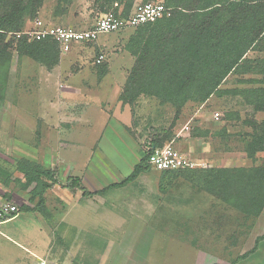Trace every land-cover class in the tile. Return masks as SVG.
<instances>
[{"label": "rangeland", "instance_id": "obj_1", "mask_svg": "<svg viewBox=\"0 0 264 264\" xmlns=\"http://www.w3.org/2000/svg\"><path fill=\"white\" fill-rule=\"evenodd\" d=\"M148 1L166 6L165 0H42L27 15L22 29L38 17L52 25L87 27L108 12L127 17ZM136 30L102 33L95 41L71 44L67 52L58 48L55 63L29 57L15 46L7 48L8 60L0 58V206L18 207L16 218L0 222V264H18L26 251L64 264H109L111 259L114 264H193V243L200 245L208 238L235 241L256 218V203L261 201L258 176L253 173L248 181L236 169L264 162L263 151L252 159L245 151L247 134L253 132L255 122L264 120V111H255L237 92L264 84L231 74L219 85L223 93L187 101L179 111L172 103L145 93L125 95L135 60L130 38ZM100 54L104 58L97 64ZM258 55L247 53L249 58ZM75 118L82 128L70 126ZM42 122L48 124V131L38 130ZM65 125L69 130L63 131ZM77 130H87L89 136L82 135L72 150L78 151L82 162L87 159L88 169L97 167L105 181L126 177L152 142L171 145L193 160L194 167L141 172L133 183L105 195L104 214L96 225L92 223L97 218L88 210L99 208L95 200L86 199V206L77 204L70 216L83 226L78 232L82 242H74L76 232L51 223L64 212L65 169L57 171L53 165L64 153L61 135L73 132L76 136ZM101 130V141L93 147ZM25 157L56 171L61 183L59 193L45 196L44 209L34 213L19 211L21 204L36 202H29L24 179L16 169V162ZM212 167L226 172L214 181L204 171ZM97 202L100 205L101 199ZM108 210L119 217L108 219Z\"/></svg>", "mask_w": 264, "mask_h": 264}, {"label": "trees", "instance_id": "obj_2", "mask_svg": "<svg viewBox=\"0 0 264 264\" xmlns=\"http://www.w3.org/2000/svg\"><path fill=\"white\" fill-rule=\"evenodd\" d=\"M165 1L170 15L136 27L130 38L135 60L123 94L155 96L172 103L179 111L187 101H203L212 94L223 93L219 85L231 74L248 76L245 82L264 84V0ZM41 3L42 0H0V58L3 61L9 57L7 48L13 46L9 37L5 40L6 33L21 30L27 15L35 12ZM14 46L20 53L40 61H57L58 45L50 39L28 42L20 38ZM249 51L259 55L249 58ZM237 93H241L255 111H264L263 86ZM247 136L245 151L252 159L256 152H264V120L255 122L253 132ZM149 144L162 146L155 142ZM146 160L145 150L124 179L95 192L86 190L77 177L71 178L66 187L79 188L84 196L104 194L111 188L128 184L141 172H147L150 167ZM16 169L24 179L23 188L28 190L29 202L36 201L32 206L21 204L19 211L44 209L46 190L58 184L54 171L26 157L16 162ZM236 170L248 181L253 173L258 176L257 197L261 199L256 203L258 214L264 206V162L260 166ZM236 170H231L235 177L239 176ZM204 171L213 176L214 181L226 172L213 167ZM5 182L7 184L8 180Z\"/></svg>", "mask_w": 264, "mask_h": 264}, {"label": "crops", "instance_id": "obj_3", "mask_svg": "<svg viewBox=\"0 0 264 264\" xmlns=\"http://www.w3.org/2000/svg\"><path fill=\"white\" fill-rule=\"evenodd\" d=\"M72 26L77 27V28L89 27V26L81 27V26H75V25H72ZM57 115L58 117L63 118L62 117L63 114L57 113ZM77 121L79 120L75 118V121H73V123H70V126L71 127L78 126V128L79 127L82 128V124H78ZM66 127L68 126L65 125L64 128L62 127L61 128L63 129V131L69 130ZM48 128H49L48 124L45 122H42L39 125L38 130L48 131L46 130ZM85 131L82 133L80 130H77L79 134H77L76 136H74V134L72 135L73 132L70 135H68L67 133L66 135L65 134L61 135V138H63V141H64V146H63L64 153L62 155H58L57 163L53 164L55 165L56 167L55 170L57 171L61 167L65 169L63 171L65 179L62 184H64L63 189L66 191V193L63 194L64 200L62 203L64 207L63 209L64 212L62 215L58 216L57 219L53 218V221L55 222V224L51 223V225L60 226V227L63 226L65 229L69 230L70 233L76 232V238L74 242H82V241H79L78 232L81 230V228H83V226L81 223H77L76 220H73L72 216H70L72 209H74L77 206V204L79 205L80 203H82L84 205L83 202L86 201V199H90V200L94 199L96 203L95 205L99 206V208L97 207L93 209L94 211L89 208L88 210L92 212L95 218H97L96 220H94L93 222L94 224L92 223V225H96L95 222L100 217H102V215L104 214L103 198L105 197V195L108 197L110 196V194L113 193V191L121 187L123 188L133 183L136 180L135 178L133 181L129 182L128 184L124 186L111 188L108 191H106L104 194L96 193V194H92L88 196H84L82 194V190H80L79 188L66 187V183L69 182L71 178L77 177L79 178L80 184L86 190H88L89 192H95L97 190L104 188L105 186L111 183L119 182L125 178V177H119V178L113 177V181H110V182L105 181L104 174L98 171L97 167L92 166L93 168L88 169L89 165H88L87 159L84 160V162H82L83 158L76 156V153L78 151L76 150L74 151L72 149H75L76 147L74 146H78L79 144L78 142H81L82 135L88 138L89 133ZM102 136H103V130H101L99 132V135L95 136V139H93L94 140L92 144L93 147L98 146V143L101 141ZM65 150L67 151L65 152ZM78 163H83V165H79ZM143 173H146V172H143ZM55 178L58 180L56 171H55ZM59 189H61V183L58 180V184H55L51 188L47 189L44 196H47L48 194L57 195V193H59L60 191ZM98 198L101 199L100 205H98V202H97ZM54 208L55 206H53L52 209L55 210ZM31 212L34 213L35 211H31ZM49 213L51 215L50 210H49ZM68 216H70V219L72 221L68 220ZM16 217L17 216L12 217L11 220H13ZM106 217H108V219L110 220H114L116 219V217H119V216H116V214L113 211L108 210L106 212ZM66 219L68 221H66ZM4 222H6V220ZM193 244L195 246V247H192L195 249L191 251L192 257H193V264H264V206L262 207L261 211L257 214L254 221L251 223L247 233L244 236L242 235V237H239V238L236 237L235 241L227 240L226 238H223V240L221 241L208 238L206 243H202L200 245L196 243H193ZM34 255H37V254L33 251H26L25 253L21 255V258L20 257L18 258L19 259L18 264H22L23 262H26V260L30 259ZM69 257H71L70 254H69ZM107 259L109 260L108 257ZM70 260L74 261L72 257L70 258ZM110 261L111 262L109 264H114L112 263L113 262L112 259Z\"/></svg>", "mask_w": 264, "mask_h": 264}, {"label": "built area", "instance_id": "obj_4", "mask_svg": "<svg viewBox=\"0 0 264 264\" xmlns=\"http://www.w3.org/2000/svg\"><path fill=\"white\" fill-rule=\"evenodd\" d=\"M170 8L160 2L148 1L140 4L134 12L127 17L108 12L102 14L91 26L87 28H77L72 25H52L45 22L40 17L36 18L30 26L7 33L13 41V46L20 38L27 41H39L50 39L54 41L61 52H67L73 43H88L97 40L102 33L120 31L127 28H136L141 25L154 23L155 21L169 16ZM104 56L100 54L95 63L102 62ZM218 120V113L213 114ZM185 130L189 126L184 127ZM147 164L157 171H174L184 168L194 167V161L173 148L171 145L146 147ZM18 207L15 204L4 203L0 206V222L5 221L10 215L16 213ZM23 264H64L50 258L34 255L32 259Z\"/></svg>", "mask_w": 264, "mask_h": 264}]
</instances>
